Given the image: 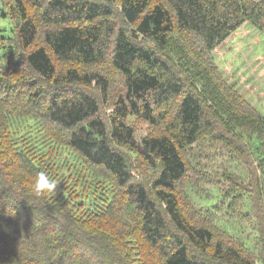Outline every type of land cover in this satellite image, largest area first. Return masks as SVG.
<instances>
[{
    "label": "trees",
    "instance_id": "1",
    "mask_svg": "<svg viewBox=\"0 0 264 264\" xmlns=\"http://www.w3.org/2000/svg\"><path fill=\"white\" fill-rule=\"evenodd\" d=\"M13 1L18 21H11L10 30L15 36L0 27V62L18 63L19 54L29 51L24 60L31 71L61 89L49 97L45 114L52 124L67 131L68 136L59 132L64 140L52 136L39 120L43 118L40 114L38 117L17 110L13 103L3 101L8 94L2 95L0 91V264H93L88 255L97 245L92 243L91 237L78 235L70 223L84 225L88 217L98 218L99 202L105 206L113 204L118 189L141 211L146 240L165 254V264H255L253 258L227 246L223 240H216L211 228L193 224L185 216L175 192L176 184L187 171L181 151L200 139L211 127L210 120H216V114L212 117L207 112L201 92L186 93L166 62L151 48L132 41L125 29H119L113 48V66L123 74L126 92L118 98L107 124L95 97L68 86L97 84L105 91L108 81L94 72H82L75 67L58 73L51 53L60 60L96 63L101 58V50L96 46L107 30L108 18L113 16L112 8L91 0H48L45 9L50 16L48 21L54 22L57 29L44 33L45 46L33 48L39 35L38 25L23 0ZM166 1L175 11L177 24L201 36L211 52L235 36L244 25L254 26L264 33L260 23L264 14L250 10L240 0ZM153 2L121 0L122 18L133 27L135 34L166 51L175 32V22L166 7L153 5ZM7 14L5 8L0 12L4 18H8ZM73 21L75 24L71 23ZM189 54L186 52L179 58H186L184 66L196 81V89L202 91V86L207 94L213 87L211 62L197 54L189 58ZM0 87L10 88L9 85ZM13 92L22 96L26 93L22 89ZM37 94H29L28 100ZM174 99L178 102L171 120L168 119L169 109L156 112L157 108L175 102ZM224 116H228L226 112ZM130 117H141L151 125L169 121L164 134L147 136L138 142L133 126L128 123ZM259 118L262 119L260 129H249L236 121L234 129L240 131L238 139L247 144L249 153L262 169L258 177L264 182V117ZM124 149L133 157H140L150 169L159 171L151 182V189L164 213L143 183H135L128 159L121 152ZM4 162H10V167L25 164L24 171L34 173L35 177L45 172L56 180V190L51 195L37 196L33 175L30 186L17 189L8 180L9 166L5 168ZM90 165L105 168L109 177L97 175ZM64 182L80 189L82 195L74 198L71 193H61L60 186ZM64 194L65 199L54 203ZM213 199L215 201L214 197L209 198ZM60 208H66L70 216L49 211ZM165 215L184 237L182 240L173 236L171 249L164 246L168 241ZM185 241L198 252L210 255L212 262L192 255ZM99 263L109 264L107 260Z\"/></svg>",
    "mask_w": 264,
    "mask_h": 264
},
{
    "label": "rangeland",
    "instance_id": "2",
    "mask_svg": "<svg viewBox=\"0 0 264 264\" xmlns=\"http://www.w3.org/2000/svg\"><path fill=\"white\" fill-rule=\"evenodd\" d=\"M109 5L113 10V16L108 18L107 30L99 45L101 58L91 65L73 61L60 60L52 53V60L58 73L65 72L70 67H75L82 72H94L103 76L108 81L107 89L104 91L97 84L68 86L69 89L83 91L95 97L99 101L100 115L109 124L110 115L118 98L125 95V78L113 66V48L116 35L119 29H125L131 40L136 41L144 47H149L154 53L168 65L169 69L186 93L201 92L203 103L210 113L216 114V120H210L206 132L193 145L181 151L186 162V175L175 186V192L180 200L185 216L195 225L211 228L215 233L216 240H223L227 246L234 247L250 258L255 264H264V182L258 176L262 175V169L258 167L257 161L251 156L247 144L238 139L240 135L234 129L236 124L246 125L249 129H260L262 125L259 117H264V33L254 26L244 25L242 29L230 40L219 46L214 52L208 50L204 40L196 32L185 30L177 24L175 11L166 0H154L153 5L159 4L166 7L175 22V32L171 35L169 48L158 49L133 32V27L127 25L122 18L121 0H91ZM250 10L264 14V0H240ZM27 12L36 21L39 35L33 48L45 46L44 33L57 29L55 23L48 21L47 14L48 0H23ZM13 0H0V12L6 9L8 18L0 16V27L7 29L8 33L15 36L10 30L13 21L17 23L18 16ZM226 9V7L224 6ZM223 11V7H220ZM229 16V13L227 14ZM232 15V13H230ZM234 15H232L233 17ZM262 18V17H261ZM12 19V20H11ZM234 19V18H233ZM264 26V18L260 20ZM75 24V22H71ZM29 51H23L20 55V62L5 65L0 62V86L9 85L10 88L3 90L2 95L8 94L3 101L10 102L17 110L28 112L32 115L39 114L44 127L52 136L60 140L68 136L67 131L52 124L46 117L45 107L49 97L59 88L53 82L38 77L25 63V55ZM197 54L211 62L209 66L212 79V89L203 92L204 88L196 89V81L186 70L185 59H180L185 53ZM203 53V54H201ZM196 56V55H192ZM213 56V58H212ZM22 57V59H21ZM208 70V69H207ZM26 91L25 95H19L15 90ZM67 91L68 88H63ZM61 90V89H59ZM38 93L39 97H31L29 94ZM66 95V92L64 93ZM196 95V93H195ZM213 97L220 99L215 100ZM170 104L163 105L158 110H170L168 119H172L176 112L174 99ZM180 100V99H179ZM174 104V106L172 104ZM12 105H10L12 107ZM172 105V106H171ZM226 110V111H225ZM228 115L222 117V114ZM228 112V113H227ZM232 117V119H231ZM167 119V120H168ZM1 120V118H0ZM208 120V116H207ZM169 121V120H168ZM166 123L151 125L141 117H130L128 123L133 126L135 137L139 141L147 136L161 135L166 131ZM215 123V124H214ZM63 136H61L59 133ZM132 168L135 183L140 182L148 189L150 197L156 201L159 209L161 203L154 198V191L151 189V182L158 175L159 171L150 169L140 157H133L124 149L121 151ZM5 168L8 166V180L17 189H24L31 185L35 175L26 173L24 165L10 167V162L2 163ZM92 166V165H90ZM94 172L99 176L109 177V172L103 167L92 166ZM34 176V178L32 177ZM61 193L73 194L74 198L82 195L80 189L71 187L69 182L61 183ZM113 204L101 206V213L98 218L88 217V222L78 224L70 223V227L78 235L85 234L92 238L94 249L88 255L93 264L105 262L109 264H165V254L157 247L152 246L146 240L143 231L142 214L137 209L132 199L124 195L123 190L118 189ZM261 191V192H260ZM51 195V194H50ZM66 195L58 196L54 203L65 199ZM215 198V201L209 198ZM63 208L50 213L70 216V213ZM53 210V211H52ZM83 211L81 212V214ZM80 214V213H79ZM167 224L166 239L167 249H171L174 237L184 240L182 234L175 229L168 216L165 215ZM174 236V237H173ZM192 255L199 260L211 261L207 254L198 252L187 241ZM93 248V246H91ZM99 248V249H98Z\"/></svg>",
    "mask_w": 264,
    "mask_h": 264
},
{
    "label": "clouds",
    "instance_id": "3",
    "mask_svg": "<svg viewBox=\"0 0 264 264\" xmlns=\"http://www.w3.org/2000/svg\"><path fill=\"white\" fill-rule=\"evenodd\" d=\"M34 192L37 196L53 193L57 188V182L50 179L45 172H39L34 180Z\"/></svg>",
    "mask_w": 264,
    "mask_h": 264
}]
</instances>
